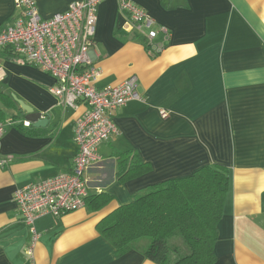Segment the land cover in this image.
<instances>
[{"label": "crops", "instance_id": "1", "mask_svg": "<svg viewBox=\"0 0 264 264\" xmlns=\"http://www.w3.org/2000/svg\"><path fill=\"white\" fill-rule=\"evenodd\" d=\"M83 0H35L42 18L66 12ZM171 32L159 54L119 11L117 0L99 7L92 60L97 89L138 77L141 101L117 110L120 134L99 147L101 161L85 178L89 194H107L101 211L88 206L36 222L39 240L27 254L30 231L14 200L18 188L72 171L75 127L88 107L62 105L49 88L55 80L9 50H0V92L18 108L0 139V264H154L146 240L117 254L98 223L152 185L192 175L205 166L229 172V190L215 264H264V0H133ZM15 0H0V27L18 16ZM22 61V62H21ZM19 100L50 115L44 128L22 127ZM168 112L163 118L161 111ZM136 151L151 170L127 182L117 179V154Z\"/></svg>", "mask_w": 264, "mask_h": 264}, {"label": "built area", "instance_id": "2", "mask_svg": "<svg viewBox=\"0 0 264 264\" xmlns=\"http://www.w3.org/2000/svg\"><path fill=\"white\" fill-rule=\"evenodd\" d=\"M106 0H83L71 3L66 12L50 19L41 17L35 0H15L18 16L0 27V50L10 49L18 59L49 74L55 84L49 88L62 105L77 109L81 103L88 110L78 119L74 140L77 145L72 171L48 180L26 185L16 190L14 200L21 220L30 231L27 254L32 255L39 240L36 222L47 215L60 218L86 207L89 184L87 171L101 161L99 147L111 137L120 134L115 122L117 110L131 101H141L138 77L126 79L117 86L97 89L100 71L92 60L98 12ZM119 11L129 20L132 29L145 38L152 55L159 54L163 43L156 41L159 33L169 40L171 32L160 26L133 0H117ZM166 118L168 112L161 111ZM11 120H0V139ZM29 127L30 123L22 122ZM6 162L0 161L3 166Z\"/></svg>", "mask_w": 264, "mask_h": 264}, {"label": "trees", "instance_id": "3", "mask_svg": "<svg viewBox=\"0 0 264 264\" xmlns=\"http://www.w3.org/2000/svg\"><path fill=\"white\" fill-rule=\"evenodd\" d=\"M13 107L18 108V105L11 96L0 92V120L15 123L16 116L6 117L5 113ZM116 156V177L121 182L151 170L150 164L136 151L119 152ZM229 185L226 167H202L190 176L150 186L131 203L103 218L97 231L117 254L146 240L143 252L154 264H215L218 228ZM111 200L112 197L104 193L89 195L87 206L90 211L98 212Z\"/></svg>", "mask_w": 264, "mask_h": 264}, {"label": "water", "instance_id": "4", "mask_svg": "<svg viewBox=\"0 0 264 264\" xmlns=\"http://www.w3.org/2000/svg\"><path fill=\"white\" fill-rule=\"evenodd\" d=\"M13 98L25 112V119L27 120V122L31 123L33 127L44 128L47 126L50 121L49 114L44 117L42 113L35 112L33 108L26 105L23 101L19 100L15 95H13Z\"/></svg>", "mask_w": 264, "mask_h": 264}, {"label": "rangeland", "instance_id": "5", "mask_svg": "<svg viewBox=\"0 0 264 264\" xmlns=\"http://www.w3.org/2000/svg\"><path fill=\"white\" fill-rule=\"evenodd\" d=\"M148 242H149V240H148Z\"/></svg>", "mask_w": 264, "mask_h": 264}]
</instances>
